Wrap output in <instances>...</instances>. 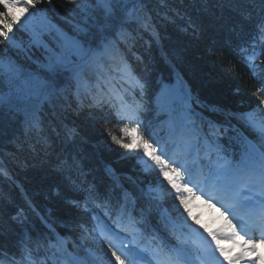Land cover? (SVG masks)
Returning <instances> with one entry per match:
<instances>
[{"label":"snow or ice","instance_id":"1","mask_svg":"<svg viewBox=\"0 0 264 264\" xmlns=\"http://www.w3.org/2000/svg\"><path fill=\"white\" fill-rule=\"evenodd\" d=\"M143 4L144 0H0V46L15 49L18 57L0 55V117L22 114L26 134H35L42 130L41 111L54 109L69 89L80 107L87 99V107L95 110L90 115L103 121L111 143L139 154L144 170L155 175L154 186L145 193L149 200L172 199L175 216L165 215L162 223L176 243L146 233L144 214L133 215L128 193L122 202L112 203L100 198L91 185L72 180V191L86 195L82 201L67 202L89 214L90 222L78 225L74 240L45 221L49 234L34 238L25 233L19 258L12 257L9 264H264V255L258 252L264 244V0H217L218 7L229 8L239 18L231 31L242 39L238 51L259 100L254 110L236 117L253 135L249 139L241 134L232 156L218 142L228 128L197 113L198 99L179 78L177 85H164L156 94L155 109L144 102L145 83L132 74L115 42L108 39L116 24L125 21L150 30L151 16ZM257 6L258 13L253 10ZM61 9L82 18L72 35L55 22ZM189 29L195 39L202 38V27L191 18L183 30ZM19 32L26 38H18ZM215 43L209 40V55H217ZM113 69L129 84L127 91L139 89V100L115 90L106 76ZM177 106L179 122L170 118L154 125L146 116L153 111L157 117L161 112L171 116ZM106 111L115 117L119 135L108 127L111 117ZM63 135L71 139L76 129L65 126ZM56 167L72 171L79 165L60 160ZM0 175L11 178L2 164ZM201 209H215L216 214L210 213L204 222ZM22 214L21 209L12 219L23 223ZM193 233L200 241L194 249Z\"/></svg>","mask_w":264,"mask_h":264},{"label":"trees","instance_id":"2","mask_svg":"<svg viewBox=\"0 0 264 264\" xmlns=\"http://www.w3.org/2000/svg\"><path fill=\"white\" fill-rule=\"evenodd\" d=\"M127 7L131 8L132 4L128 3ZM142 7L151 16L150 30L145 31L136 21H125L116 24L108 39L115 42L119 57L130 66L132 74L145 83L144 102H150L155 109L156 94L164 85H177L179 78L198 99L199 106L194 105L197 113L228 128L218 142L229 156L236 154L239 136L251 139L253 135L236 117L254 110L259 104L253 95L251 72L238 51L242 39L231 31L239 18L229 8L218 7L217 0H207V3L202 0H144ZM253 10L258 13V6ZM189 18L202 27L201 39H195L190 29L183 30ZM55 22L72 35L74 24L81 23L82 18L78 13L68 15L61 9ZM121 32L126 34L124 38ZM17 37L26 38L22 32L17 33ZM210 39L216 41L217 55L207 52ZM0 55L18 59L16 50L5 46H0ZM106 76L120 95L128 99L136 95V99H140L139 89L127 91L129 84L115 69ZM90 83L95 85V75ZM88 102L85 99L84 106L80 107L69 89L54 109L45 107L41 111L42 130L35 134H26L22 114L0 117V164L11 177L0 175V261L4 264H9L12 257L19 258V241L25 233L34 238L49 234L45 221L61 236L78 238V225L90 222V215L67 202L69 199L82 201L86 195L82 191H72V180L83 182L85 187L91 185L100 198H109L112 203L122 202L124 194L128 193L133 215L140 218V214H144L146 233L176 243L162 223L165 215L175 216L172 199L149 200L145 195L146 186L155 182V175L146 172L132 152L111 143L103 121L98 123L90 115L95 110L87 107ZM105 115L111 117L108 127L119 135L115 117L108 111ZM146 116L154 125L170 117L163 112L157 117L155 111ZM171 116L179 122V106ZM65 126L76 129L71 139L63 135ZM60 160L69 164L75 161L79 167L60 171L56 167ZM21 209L23 223L12 219ZM96 211L103 216L99 209ZM192 243L191 238L190 247L194 246Z\"/></svg>","mask_w":264,"mask_h":264},{"label":"rangeland","instance_id":"3","mask_svg":"<svg viewBox=\"0 0 264 264\" xmlns=\"http://www.w3.org/2000/svg\"><path fill=\"white\" fill-rule=\"evenodd\" d=\"M171 119H173L172 117H170ZM170 118H168V120L170 119ZM132 154L133 155H135L136 156V160L142 165V167H143V169H144V165L140 162V160H139V154H137V153H135V152H132ZM146 159V158H145ZM151 186H154V183L152 184V183H150V184H148V188L149 187H151ZM201 211L203 212V215H202V217H204V222H207L208 221V219H209V215H210V213L211 214H216L215 213V209H201ZM193 239L194 240H196L198 243H200V241H199V238L193 233ZM258 252L261 254V255H264V245L261 247V249L260 250H258ZM110 255V254H109Z\"/></svg>","mask_w":264,"mask_h":264},{"label":"bare ground","instance_id":"4","mask_svg":"<svg viewBox=\"0 0 264 264\" xmlns=\"http://www.w3.org/2000/svg\"><path fill=\"white\" fill-rule=\"evenodd\" d=\"M263 246V245H262Z\"/></svg>","mask_w":264,"mask_h":264}]
</instances>
